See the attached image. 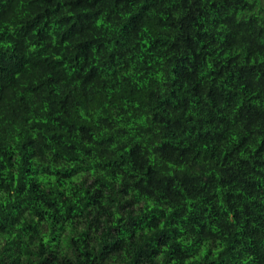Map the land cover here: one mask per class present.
Returning <instances> with one entry per match:
<instances>
[{"label":"trees","instance_id":"1","mask_svg":"<svg viewBox=\"0 0 264 264\" xmlns=\"http://www.w3.org/2000/svg\"><path fill=\"white\" fill-rule=\"evenodd\" d=\"M0 264H264V0H0Z\"/></svg>","mask_w":264,"mask_h":264}]
</instances>
